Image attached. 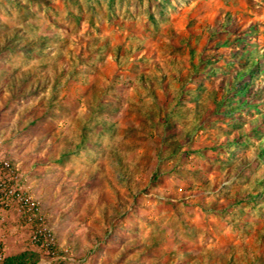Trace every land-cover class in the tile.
I'll return each mask as SVG.
<instances>
[{
  "label": "rangeland",
  "instance_id": "rangeland-1",
  "mask_svg": "<svg viewBox=\"0 0 264 264\" xmlns=\"http://www.w3.org/2000/svg\"><path fill=\"white\" fill-rule=\"evenodd\" d=\"M49 1L0 0V46L21 35L37 38L56 29L59 39H52L49 47L71 50L78 56L79 82L62 77L58 86L61 92L52 114L27 131L19 130L18 126L25 123L32 110H38V114L43 112L50 85L45 90L38 88L36 95L31 94L21 104H15L14 107L19 108L17 113L1 111L0 106V183L4 182V190H17L37 203L42 227L53 236L56 254L66 256L55 264H146L136 263L134 254L118 241L141 243L146 239L149 242L159 226L179 228V218L198 228L197 237L192 239L190 233L183 232V241L180 234L170 233L171 228L161 233L159 247L165 256L163 261L149 264H194L200 255L199 264H264V125L260 121L259 127L250 123L255 117L264 119V0H157L163 3L160 5L165 14L158 12L154 2L147 4L144 0H133L132 6L120 4L121 0H82L83 11L79 12L82 18L79 17L76 24L73 19H67L63 11L54 14L53 8L55 4L60 7V0L53 6ZM148 8L155 14L158 26L151 23ZM52 19L61 22L59 26L51 24ZM2 49L0 47V83L5 65L12 73H17L29 70L38 62L37 54ZM117 53L120 55L118 66ZM172 58L184 66L182 74H189L191 60L200 67L199 75L188 84L193 100L199 105L212 107L214 97L219 103L232 85L240 90L241 93L230 100L225 98L227 105L221 107L220 112H230L233 116L242 107L243 115L236 120L245 124L246 132L227 125L230 117L216 115L220 130L216 126L204 127L198 131L202 137L198 141L218 144V148L209 150L207 157L190 156L195 168L204 167L213 160L219 165L206 174L209 185L203 183L204 192L202 189L190 191L184 181L176 182L164 172L148 192L139 193L138 209L132 207L133 210L128 211L130 204H127L128 210L116 207V196L109 193L110 182H117L119 175L110 149L123 142L129 168L133 162L145 167L149 160L142 152L155 150L159 144L152 138L131 140L126 129L129 118L125 113L137 93L126 81L137 72H151L160 65L171 74L167 61ZM36 68L37 65L33 69ZM116 72L126 77L125 82L119 81L118 85L121 98L114 101L121 108L101 110L90 118L83 94L88 92L91 83H99ZM173 83L174 90L177 85ZM71 90L75 92V99H72ZM195 104L193 101L189 106L194 108ZM192 118V113L180 118L187 130L191 129ZM84 120H88V126L82 132ZM139 131L145 134L142 128ZM46 133L54 135L55 140L52 137L43 142L37 140ZM82 133H86L85 138L91 142H101L102 147L81 145L70 158L54 161L65 139L80 141ZM155 158L159 156L156 154ZM243 158L255 169H246L252 180L227 184L229 177L238 172ZM258 159L262 161L260 164ZM68 169L77 173L91 170L85 185L90 191H86L87 197L80 198L77 203L68 201L67 195L64 197L60 193L62 181L70 179L63 175L59 182L56 175ZM133 174L140 175L136 171ZM261 186V206L234 209L233 201L240 188L255 195ZM186 200V204L182 202ZM198 200L210 203L218 200L217 206L211 204L212 210L221 208V215L235 218L240 228L219 219L218 212L209 216L198 214ZM4 203L0 205V243L5 255L34 250L39 257L48 258L46 247L32 242L38 222L34 218L27 219L15 195L10 196L7 205ZM193 211L196 213L192 215ZM113 225L116 229L110 241L102 244L99 237ZM177 236L183 242L181 247H175Z\"/></svg>",
  "mask_w": 264,
  "mask_h": 264
},
{
  "label": "trees",
  "instance_id": "trees-1",
  "mask_svg": "<svg viewBox=\"0 0 264 264\" xmlns=\"http://www.w3.org/2000/svg\"><path fill=\"white\" fill-rule=\"evenodd\" d=\"M44 0H37V2H43ZM48 1V0H47ZM51 5L56 3V0H50ZM49 1V2H50ZM143 2V0H140ZM147 4L154 2L156 4L157 10L160 14H165V9L161 6L163 3L157 0H144ZM133 0H121L120 4H127V6H132ZM161 4V5H160ZM83 1L82 0H60V7L55 4L56 8H53L55 11L54 14H59L63 11L67 19H73L76 24L79 21V17L82 18L79 12L83 11ZM53 6V5H52ZM150 7V6H149ZM130 8V7H129ZM128 8V9H129ZM130 12V10H128ZM149 19L154 26L157 25V20L155 14L150 8L147 11ZM61 23V22H60ZM55 20H51V24H59ZM50 34H40L37 38H26L25 35H21L17 40L9 39L4 44H1L2 50H12L14 52L21 51L25 53H33L39 56L37 66L38 68L29 70H20L17 73H12L10 67H5L4 75L1 76V85H0V106L1 111H6L8 113H16L19 108H15V104H21L22 100L28 97L31 94H37L39 89L45 90L50 85L48 103L45 105L44 110L41 114H38V110H32V112L26 117V121L23 125L18 126L19 130L27 131L30 127L36 125L41 119H44L47 115L52 114V109L56 104V99L61 92L60 79L62 77H67V81L77 82L79 79L77 77V61L78 56L74 54L71 50H65L64 48H57L54 46L49 47L53 44L52 39H59L58 32ZM24 36L25 39L22 37ZM50 48H55L54 50ZM121 46H117V49H120ZM90 60V57L88 58ZM6 62L5 59L2 60ZM115 62L117 66L120 63L119 53L115 56ZM2 63V62H1ZM3 64V63H2ZM177 64L179 68H177ZM42 66V68H41ZM48 66V69L46 68ZM167 66L171 68V74H168V71L161 66H156V68L151 72H137L133 78H129L126 81V84H129L130 87H133L137 96L135 100L131 101V106L126 108V116L129 118V122L126 124L127 132L131 136V140L141 138L143 141L148 139H156V143L159 144L155 150H148L142 152V155L148 159L147 166H143L140 162H133L130 165L125 162V152L123 150V142L118 143L117 146H114L110 149L112 159L115 160L114 167L118 169L119 175L117 182H110V192L112 195L116 196V201L118 206L125 207L128 210L127 204H130V210L132 207L135 210L138 209L139 205L137 204V196L140 192L149 191V187L157 183L161 173L168 172L176 182L184 181L187 185V188L192 191L193 189L204 192V185H209V180L206 178V174L212 169L219 168V165L213 161L210 164L205 163L203 166H193L190 156L193 155L196 159L209 156V150L217 149L218 144L209 143L208 141L205 144H202L200 141L202 137L198 134V131L204 127L216 126L217 130H220L217 125L218 119L216 115H222L221 118L230 117L229 125L232 129L241 128V132H246L244 123L236 120V117L243 115L242 107L237 111V115L231 116L230 112L224 113L220 112V108L227 105L226 99L230 100L231 97H235L236 94H240V90L232 85L225 94L219 103L216 102V97L213 100V106L199 105L198 101L193 100V92L188 87L195 77L199 75L200 67L198 64H195L194 61L190 62L189 74H182V71L185 69L178 60L170 59L167 61ZM168 68V69H170ZM187 72V73H188ZM126 77L122 72H116L111 77L102 78L101 82H93L89 86L88 92L83 94V98L87 100L88 106L87 110L91 116L99 114L101 110L112 109L119 110L121 108L120 104H115L114 101L121 98V92L118 89L119 81L125 82ZM79 82V81H78ZM173 82L177 85L173 90ZM66 84V82H65ZM39 88V89H38ZM74 90H71L72 99H75ZM5 96H4V95ZM77 99L78 96H77ZM195 101L196 104L194 108L190 107V102ZM125 110V109H124ZM26 111V110H25ZM22 113V111H21ZM21 113H19L21 115ZM192 113L193 118L190 122L191 129L187 130L184 120L180 118H187ZM229 115V116H228ZM90 120V119H89ZM88 120L82 121L81 130H84L88 126ZM264 125V119L255 117L250 120L251 125L257 124V127ZM237 124V126L235 125ZM254 127V126H252ZM139 128L145 130V134H141ZM86 133L81 134L80 141H74L73 139L66 138L65 143L61 148L60 153L54 159V161L61 162L64 159L70 158L72 154L77 153L78 148L81 145L85 144H94L102 147L101 142L93 141L85 138ZM52 137L55 140V136L51 133H46L45 135H40L37 140L44 141ZM133 142V141H132ZM262 155V148H260ZM147 150V149H146ZM151 151V152H150ZM156 154L159 158H155ZM214 155V154H213ZM213 156V157H217ZM210 159V158H208ZM212 160V159H210ZM193 161V160H192ZM259 164L262 162L260 159L257 160ZM242 165L239 166L238 172L234 173L229 177V182L227 184L240 182L241 184L249 183L252 180V176L248 173L246 169H251L255 171L251 162L244 159L241 161ZM126 166V167H125ZM164 166L167 168L165 169ZM257 166V165H256ZM129 168L128 170H124ZM164 169V171L162 170ZM84 170L74 172L70 169L63 171L60 170L56 175L58 181L60 182L63 175L69 177V181H62L63 187L61 192L64 197L67 195L68 201L73 200L75 203L79 202V199L86 198V191L89 192V189H86V183L88 177L91 173V170L88 169L87 173H83ZM133 171H136L140 175L135 177ZM61 178V179H60ZM75 178V179H74ZM77 179V180H76ZM257 181H262L260 178L254 177ZM72 180V181H71ZM76 181V182H74ZM256 181V183H257ZM178 185V184H175ZM203 185V186H202ZM261 190L255 195L246 190V188H240L236 194V198L233 201L234 209L237 207L245 208L246 206L253 205L254 207L261 206L262 201V186ZM220 190H223L221 188ZM62 196V197H63ZM187 203L186 201H182ZM198 206L200 208L196 210L199 214L205 213V215H210L213 212H218L219 219H224L226 222H231L234 226L240 228V224L232 216H223L219 209H213L212 206L219 203L218 200H213L210 202H205L198 200ZM175 204V203H173ZM212 204V206H211ZM232 204V205H233ZM233 209V211H234ZM195 211L191 212L193 215ZM180 227L174 228L172 226L164 225L159 226L150 236V241L146 239L141 243H136L134 240L125 242L124 239H120L118 242L124 244L126 250L129 249L134 254L135 262L137 263H157L154 261H163L165 252L159 247L158 237L161 233L168 231L170 228V233L180 234L181 233H190L192 239H195L198 234V228L194 225H191L188 221L183 218H179ZM116 225L111 226L110 230L107 231L104 236L99 237V241L102 244H108L110 241V235L115 232ZM174 229V230H173ZM178 232V233H177ZM136 238V237H135ZM134 238V239H135ZM138 241V240H137ZM184 241V240H183ZM175 247H181L183 242L178 238L175 240ZM202 256H199V259L196 258L194 261L199 264ZM39 260V254L34 250H23L11 255L6 256L0 264H35ZM183 264V263H182Z\"/></svg>",
  "mask_w": 264,
  "mask_h": 264
},
{
  "label": "built area",
  "instance_id": "built-area-1",
  "mask_svg": "<svg viewBox=\"0 0 264 264\" xmlns=\"http://www.w3.org/2000/svg\"><path fill=\"white\" fill-rule=\"evenodd\" d=\"M8 166V164H5ZM4 182L0 183V199L3 198V201H5V205H7V202L10 198V196H16L21 207L24 209V212L27 213V219L32 220L33 218L38 222V226L34 229L33 235H32V242L39 244L42 247H46V254L50 255L47 257H39V260L35 264H55L56 260L64 259L66 256L58 255L56 254L55 248H54V241L53 236L51 233L45 228L42 227L43 219L41 216L38 215V206L37 203L31 198V196L27 195L24 196L23 194L17 192V190H4ZM3 201H0V205L3 204ZM6 257L4 253V247L0 243V263L3 261V259ZM70 259L69 257H67Z\"/></svg>",
  "mask_w": 264,
  "mask_h": 264
}]
</instances>
